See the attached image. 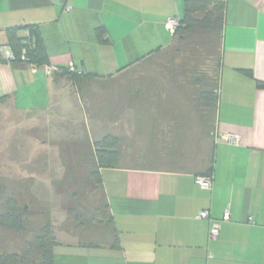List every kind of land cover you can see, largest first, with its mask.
<instances>
[{
	"label": "crops",
	"instance_id": "1",
	"mask_svg": "<svg viewBox=\"0 0 264 264\" xmlns=\"http://www.w3.org/2000/svg\"><path fill=\"white\" fill-rule=\"evenodd\" d=\"M209 1L226 7L212 187L196 181L207 171L103 168L114 241L58 243L53 264H264V87L258 86L264 81V0ZM185 3L0 0V112L6 124L16 123L13 115L38 122L72 116L76 100L64 69L74 63L87 73L85 80L110 78L173 46L176 37L165 23L181 17ZM30 32L45 46L47 63L25 59L15 46ZM228 134L241 142L226 141ZM203 210L210 218L199 217ZM227 210L231 218L223 220ZM214 220L221 221L217 238L209 235Z\"/></svg>",
	"mask_w": 264,
	"mask_h": 264
},
{
	"label": "rangeland",
	"instance_id": "2",
	"mask_svg": "<svg viewBox=\"0 0 264 264\" xmlns=\"http://www.w3.org/2000/svg\"><path fill=\"white\" fill-rule=\"evenodd\" d=\"M219 46L214 30L186 44L176 39L110 78H67L76 101L63 119L13 115L9 125L0 112V215L11 211L20 224L0 221V258L39 264L38 237L46 233L65 244L114 241L107 199L92 175L95 143L107 135L119 139L117 165L208 171Z\"/></svg>",
	"mask_w": 264,
	"mask_h": 264
},
{
	"label": "trees",
	"instance_id": "3",
	"mask_svg": "<svg viewBox=\"0 0 264 264\" xmlns=\"http://www.w3.org/2000/svg\"><path fill=\"white\" fill-rule=\"evenodd\" d=\"M225 3L224 1H209V0H186L183 15L180 17V24L176 31L172 33L181 43H187L195 39L198 35L211 38L214 30L219 32L220 46L218 58V75L220 76L221 61H222V37L223 26L225 19ZM34 32L35 31H31ZM31 32L29 35L19 37L15 42V46L22 52L25 49L27 57L38 64H45L48 62V54L45 46L40 39L33 42ZM98 35H104V29L97 30ZM39 38V37H38ZM66 78L74 80H85L87 73L83 69L82 74L70 72L68 67L64 69L63 73ZM258 86L264 87V81H259ZM96 157L99 169L93 171L92 175L97 177L102 184L101 170L103 168L117 167L119 160V139L112 135L105 136L101 141L95 143ZM212 173V167L206 174ZM0 221L11 225L20 224L17 222L16 216L9 211L6 214L0 215ZM39 247L42 248L41 258L39 264H53V248L58 243L50 239L48 233L38 237ZM24 259H20L17 255H11L4 260L0 258V264H23ZM36 264V263H32ZM38 264V263H37Z\"/></svg>",
	"mask_w": 264,
	"mask_h": 264
},
{
	"label": "built area",
	"instance_id": "4",
	"mask_svg": "<svg viewBox=\"0 0 264 264\" xmlns=\"http://www.w3.org/2000/svg\"><path fill=\"white\" fill-rule=\"evenodd\" d=\"M180 24V17H169L165 23L166 28L171 31V33H174L176 31V29L178 28ZM8 56V54H6ZM23 56L25 59L29 60V58L26 55V51H23ZM32 67L34 69V71H37L38 69V65L33 63ZM68 69L70 72H74V73H78V74H82L83 73V69L82 68H78L74 63H70L68 66ZM45 71L47 74L51 75L53 73V69L49 66L45 67ZM225 140L234 144H239L241 142V136L237 135V134H228L225 137ZM197 183L199 185H201L204 188H211L212 184H213V174H205V175H199L197 176ZM199 217L201 218H210V212L208 210H203ZM231 218V213L229 210H227L224 215H223V220H230ZM220 224L221 221L220 220H214L212 223V226L210 228L209 231V235L211 238H217L219 233H220Z\"/></svg>",
	"mask_w": 264,
	"mask_h": 264
}]
</instances>
